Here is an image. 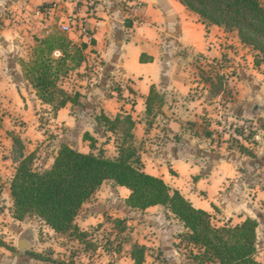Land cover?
Returning a JSON list of instances; mask_svg holds the SVG:
<instances>
[{
    "label": "crops",
    "instance_id": "crops-1",
    "mask_svg": "<svg viewBox=\"0 0 264 264\" xmlns=\"http://www.w3.org/2000/svg\"><path fill=\"white\" fill-rule=\"evenodd\" d=\"M134 1L137 0H0V74L4 73L3 80L0 79V89H8L15 104L25 105L24 119H36L33 120L36 125L28 127V135L31 129L34 130L29 140L35 142L34 135L47 137L50 127L55 130L56 136L52 139L55 145L47 150L44 168L39 169L50 167L64 144L82 152H90V141L84 138L86 133L97 140L96 145L110 136V132L96 121L95 116L100 112L110 118L117 114L132 115L135 137L145 139L148 133L146 99L155 85L160 92L171 93V98L166 99L163 107L165 115L170 118L169 136L165 138L160 153L178 176L184 174L190 192H206L209 200L196 206L184 194L179 182L175 188L196 207L210 213L217 210L226 221L237 217L256 219L259 247L264 244V181L261 183L262 179L252 172L264 168V127L260 124L264 123L262 66L255 65L254 57L250 59L245 56L242 59L240 55L235 56L230 68L235 72L231 78L236 85L235 97L216 116L221 122L211 121L208 130L213 133L212 136L187 128L188 123L195 124L202 113L199 111L201 106L195 109L191 105L196 103L187 96L194 85L203 86L200 82L192 85L187 78L191 65L190 68L186 65L180 68V65L189 59L195 61V58L209 62L211 59H220L226 50V43H230L225 38L228 34L218 25L204 23L197 13L180 0H138L141 5L135 12L131 6ZM72 18H76L79 24L91 32L89 37H85L78 29L68 31L74 43H87L85 61L68 74L80 75L75 86L82 94L80 100L83 106L69 103L54 112L51 105L38 98L32 84L24 77L22 62L30 59L31 45L37 38L51 36L53 28L70 24ZM92 38L95 40L93 44L90 42ZM235 41L245 47L237 34ZM246 58L247 61H244ZM191 75H194V70ZM182 97L184 102L177 101ZM43 108L51 112L47 113L51 114L47 123L41 122L42 118L41 121L37 120L40 117L38 110ZM224 119L234 125L244 120L259 121L255 136L257 143L248 144L256 153L255 157L228 147V141L222 136ZM45 125L47 128H44ZM175 134L179 136V141L173 138ZM6 165L0 162V264H36L43 260L34 254L39 230L35 225L26 223L27 219L15 218L11 181L16 168L13 166L11 169L10 163L9 169H6ZM169 173L167 168L159 174H152L166 180ZM107 182L111 185L107 190L122 204L125 203L130 190L106 181L83 207L96 193L104 192ZM159 206L162 205L146 209L143 222L137 229L148 232L153 241H146L142 234L138 240L141 243L145 241L147 246L154 243L168 263L175 264L181 261L182 253L174 243L186 228L175 216L173 218L177 223L173 225L167 219L170 216L155 214ZM97 218L91 212H81L75 223L80 227L82 223H94ZM33 219L43 223L50 233H58L40 218ZM23 239L29 241L30 249L19 247ZM40 244L46 245L49 241ZM132 246L123 244V248L110 255V262L135 264L131 255ZM148 256L146 251L144 264H149Z\"/></svg>",
    "mask_w": 264,
    "mask_h": 264
},
{
    "label": "trees",
    "instance_id": "trees-1",
    "mask_svg": "<svg viewBox=\"0 0 264 264\" xmlns=\"http://www.w3.org/2000/svg\"><path fill=\"white\" fill-rule=\"evenodd\" d=\"M191 11L197 13L206 24L218 25L237 32L240 41L254 51L255 65L264 64V0H180ZM81 33L82 36L89 37ZM92 44L95 40L92 38ZM30 60L22 62L24 77L30 81L39 99L52 106L54 112L71 103L83 106L80 91L69 92L59 84L62 74L68 75L79 68L84 59L82 51L87 43H74L69 34L52 33L46 38H37ZM75 50V51H74ZM59 51L60 56L55 52ZM218 61V59H214ZM222 85L227 78L218 74ZM213 78L207 80L213 81ZM214 85V82L212 83ZM162 108L166 97L155 85L146 99V114L153 115L154 106ZM160 108V109H161ZM100 127L112 134L121 135L116 141L117 155L106 156L104 148L97 149V140L90 134V152L79 151L62 145L53 164L43 170L34 167V154L21 153V160L11 181L14 200V216L18 220L37 217L58 233L78 231L75 221L84 203L106 181L130 190L126 204L132 209L146 210L162 205L168 213L183 223L186 231L178 237L191 249L192 264H264L257 259L258 221L245 217L238 223L232 220L218 225L209 211L196 207L182 192L171 186L163 177L149 173L135 145L133 129L135 121L130 114H117L110 118L104 112L95 116ZM259 122V121H258ZM257 121L244 120L235 125L230 134L228 147L244 155L255 157L248 144H256ZM148 125L151 123L148 122ZM194 128L193 122L188 123ZM248 127V131L245 127ZM122 127V128H121ZM255 128V129H254ZM205 134L212 136L210 130ZM173 138L179 141V136ZM15 142L20 140L15 139ZM81 238L82 234H76ZM180 243L175 246H180ZM147 247L132 246L131 255L135 264H144ZM37 256L36 253H34ZM50 264H70L64 260H52Z\"/></svg>",
    "mask_w": 264,
    "mask_h": 264
},
{
    "label": "rangeland",
    "instance_id": "rangeland-1",
    "mask_svg": "<svg viewBox=\"0 0 264 264\" xmlns=\"http://www.w3.org/2000/svg\"><path fill=\"white\" fill-rule=\"evenodd\" d=\"M223 29L226 34H228L225 35V38L230 43H226L227 46L225 47L226 50L223 52L224 55L221 56L218 61L211 59L209 62L208 60L195 58V61L189 59L183 65H180V68H183L185 65L190 68L191 65L190 75L187 78L191 80L192 85H194L195 82H200L203 86L194 85L187 96V98L190 100L192 99L196 103V105L191 106L195 109H199L200 106L202 108L199 110L200 113L202 112L201 118L195 123L193 128V130L198 133L208 130V127L212 124L211 121L216 123V120H219L216 116H219L220 112L224 111L228 103L235 97L234 91H236V85L235 81L232 82L233 79H231L235 72L230 69L232 67V60L238 55H240L242 59H244L245 56H249V58L252 59L255 54L252 47L246 45L244 47L237 44L238 41H235L236 31L226 28ZM59 32L62 34L68 33L62 28H53L52 33L57 34ZM36 44L35 41L34 45H31L32 48H34ZM82 55H84V50L82 51ZM85 59L86 57L84 55L83 61H85ZM244 61H247V58ZM262 69L264 70V64L262 65ZM192 70H194V75H191ZM77 74L79 75V73ZM84 74L86 73H83V75ZM218 74H225L227 77L222 85L217 80ZM78 75L76 76L75 74L74 76V73L72 76L62 74L59 84L61 86H66V89L71 93L78 91L75 86V81L80 77V75ZM0 76V79L3 80L4 73H1ZM207 78H213V81L207 80ZM235 79L236 78H234V80ZM213 82L214 85L212 84ZM164 94L166 99L171 98V93ZM11 96L12 93H10L8 89H0V162H5L7 164L6 169H9L10 163L11 169L13 166L16 168L21 160V153L25 155L33 153L34 167L37 169L44 168L43 163L47 157L46 152L55 145L52 140L56 136L55 130L50 127L47 131V137L43 136L39 138L38 135H34L35 142H33V139L29 140L30 136H32L31 131L34 133V130L31 129L28 135V127L31 128L33 125H36L33 121L36 119H24L25 105L22 103L15 104L13 102L15 99L11 98ZM177 101L184 102L185 100L184 97H182L181 99H177ZM157 103L158 102H156L154 106L153 115L147 117V123L150 122L151 124L147 127L148 133L145 139L139 140L135 137L134 140L135 145L139 149L145 170L149 173L159 174L169 168L170 173L166 177V180L173 187H176V184L179 182L183 187L184 194L193 200L196 206H199L201 202L204 203L209 200L208 194L206 192L199 193L197 190L190 192V186L183 178L184 174L182 173L181 177L178 176V174L169 167L160 153L165 138L169 136L168 124L170 118L165 115L163 110L164 106L161 108ZM38 112L40 113V117H38L37 120L41 121L42 118L41 122L47 123L51 116V114L47 113L51 112H48L45 108L40 111L38 110ZM224 122L225 123H222V136L226 138L224 140H229L230 134L234 132L236 126L234 123H230L225 119ZM262 124L264 125V123ZM186 127L189 128V125ZM44 128H47V126L45 125ZM110 134L111 135L106 137L103 142H99L95 152L104 148V154L106 156L112 157L117 155L116 141H121V135L119 136L117 133L116 135ZM15 139L20 140L21 143L18 141L15 142ZM252 174L256 177H260V179H262L261 183L264 181V168L259 172H252ZM110 188V182H107V186L103 189L104 192L96 193L95 196L87 202L86 206L82 208L81 212H85L86 214L91 212L93 215L96 214L98 220L94 223H82L80 227L76 224L79 228L78 231H67L57 234L50 233V231H47V228L43 226V223L36 222V220L33 219L34 217L26 218V223L35 225L39 230V236L36 239L37 247L34 253L43 260L37 261L36 264H50L52 260H64L70 264H112L110 262V255L114 253V251H119L118 249H120V247L123 248V244L127 246L131 244L145 245L147 247V253L149 254V264H169L161 250L157 248L154 243L147 246L145 241L141 243L142 241L139 242L138 240V236L140 237L142 234L143 237L147 239L146 241H153L152 238L148 236L149 233L145 232V230L143 231V229H140L137 231L147 211L132 209L126 202L122 204L120 200L116 199V196H113L110 190H107ZM191 193H193L192 197H190ZM217 195L219 196V193H217ZM154 213L168 215L170 216L169 218L167 217L169 222L173 225L177 223L173 215L168 213L165 206L157 207ZM212 214L215 216V222L218 225L226 223V219H223L217 210H212ZM232 220L233 223H238L243 219L237 217ZM80 233L82 234L81 238L76 235ZM44 241H49V244H40ZM180 242L181 239L178 237L174 245ZM177 248H179L182 253V259L175 264H192L193 261L190 254L191 248L183 242H181L180 246ZM257 259L264 263V244L258 247ZM209 264L215 263L211 262Z\"/></svg>",
    "mask_w": 264,
    "mask_h": 264
},
{
    "label": "built area",
    "instance_id": "built-area-1",
    "mask_svg": "<svg viewBox=\"0 0 264 264\" xmlns=\"http://www.w3.org/2000/svg\"><path fill=\"white\" fill-rule=\"evenodd\" d=\"M140 5H141V2L140 1H138V0L137 1H134L132 3V5H131L133 11L134 12L137 11V9H138V7H140ZM61 28L64 31H67V32L70 31L71 29H78V30H80L81 33L87 34L86 27L83 24H79V22L76 20V18H72L70 24L61 25ZM55 55L60 56L61 53L59 51H56L55 52ZM245 130L248 131V127L247 126L245 127Z\"/></svg>",
    "mask_w": 264,
    "mask_h": 264
},
{
    "label": "water",
    "instance_id": "water-1",
    "mask_svg": "<svg viewBox=\"0 0 264 264\" xmlns=\"http://www.w3.org/2000/svg\"><path fill=\"white\" fill-rule=\"evenodd\" d=\"M19 247L27 250L31 248L29 241L25 239L21 240Z\"/></svg>",
    "mask_w": 264,
    "mask_h": 264
}]
</instances>
